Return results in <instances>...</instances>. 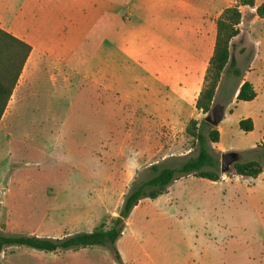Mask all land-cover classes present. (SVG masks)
Wrapping results in <instances>:
<instances>
[{"label": "rangeland", "instance_id": "374dc122", "mask_svg": "<svg viewBox=\"0 0 264 264\" xmlns=\"http://www.w3.org/2000/svg\"><path fill=\"white\" fill-rule=\"evenodd\" d=\"M192 50L151 49L152 65L159 56L169 61L168 75L160 87L152 81L153 97L145 106L141 93L126 92L121 85L95 90L90 80L83 87L78 79L68 88L61 78L55 83L50 79L59 70L40 73L34 80L24 75L0 123L1 233L61 239L107 230L125 196L154 176L153 165L179 168L196 157L192 135L207 114L179 95L189 85L186 79L176 80L174 70L182 71L185 63H171L174 58L189 62ZM197 51L199 74L190 83L196 95L204 87L213 46ZM124 52L120 45L118 55ZM128 53L142 56V49L129 48ZM234 54L240 56L238 48ZM95 55L91 53V61ZM89 63L86 67L94 66ZM239 80L225 70L214 100L226 110L219 125L225 132L222 143L209 144L217 169L205 170H216L220 181L189 175L156 199H143L114 247L56 253L6 247L0 264H118L116 254L122 264H258L264 250V152L257 147L264 137V108L239 104L234 109ZM170 94L182 101L173 109L159 106ZM246 114L256 122L250 133L237 122ZM212 128L218 130L210 125L204 133ZM226 153H235L236 163L260 162L263 172L245 178L232 165L222 173Z\"/></svg>", "mask_w": 264, "mask_h": 264}, {"label": "crops", "instance_id": "0c3cea01", "mask_svg": "<svg viewBox=\"0 0 264 264\" xmlns=\"http://www.w3.org/2000/svg\"><path fill=\"white\" fill-rule=\"evenodd\" d=\"M238 1L0 0V29L32 48L18 83L24 75L34 80L35 77L39 78L40 73L59 70L57 75L50 76L54 83L61 78L71 88V81L79 79V84L86 87L84 85L90 80V86L95 90H102L104 85L113 90L121 85L126 92L132 89L139 96L141 93L144 106L152 100V83L155 82L154 86H157L158 82L160 87L159 84L168 75L166 62L169 61L159 56L152 65L155 58L151 55V49H195L194 52L192 50L193 59L189 62L174 58L171 63H185L182 71H178V68L174 70L176 80H188L189 88L185 95L183 92L179 95L185 101L192 99L196 103L200 91L196 95L190 83L197 81L199 74L200 58L197 50L213 46L214 51L216 21L224 10ZM263 4L264 0H255L254 7L241 6L239 9L242 15L238 25L239 35L232 40V44L234 50L238 48L240 55L238 58L234 54V57L241 76L235 77L230 71L233 78L240 79L231 102L234 109L239 104L245 107L254 104L255 108H264V17L257 13L258 7ZM120 45L127 52L124 56L118 55ZM129 48L142 49V56L129 54ZM249 49H253L252 52ZM93 52L96 55L91 61ZM88 63L94 66L86 67ZM105 64L110 67L107 71L104 70ZM64 69L68 71L61 73ZM226 70L229 71L228 68ZM245 82L252 84L256 97L250 102H239L236 98ZM180 96L170 94L169 98L163 97L158 105L173 109L174 105L182 101ZM225 112L224 108L222 122ZM229 112L232 113V110ZM249 117L246 114L237 121L238 125ZM253 122L255 129L256 122ZM219 125L222 143L225 129ZM263 140L264 137L259 145ZM258 262L264 264L262 248Z\"/></svg>", "mask_w": 264, "mask_h": 264}, {"label": "trees", "instance_id": "16d2710c", "mask_svg": "<svg viewBox=\"0 0 264 264\" xmlns=\"http://www.w3.org/2000/svg\"><path fill=\"white\" fill-rule=\"evenodd\" d=\"M254 5L255 0H239L236 5L224 10L216 21V43L204 78V87L196 101V109L203 114H208L214 107L216 91L226 68L235 77L241 76L236 65L232 40L239 35L238 25L242 19L240 7H254ZM257 13L260 17H264V4L258 7ZM31 51L32 48L28 44L0 29V123ZM255 97L256 92L252 84L245 82L240 87L236 99L239 102H250ZM191 124H195L194 121ZM206 127H210V125L205 120L201 121V126L192 135L197 142V156L190 158L179 168L153 165L151 170L154 176L132 188L125 196L118 217L113 219L109 229H97L90 233H77L61 239L42 238L35 235L4 236L0 231V253L6 247H27L47 253L77 251L90 247H114L124 233L131 211L143 199H156L165 193L174 181L189 175L211 182L220 181L221 176L216 170H205L207 167L217 169V161L210 153L209 144L220 142V132L212 128L205 134L204 129ZM239 128L245 133L252 132L254 122L251 118L243 119L239 122ZM257 148L264 152V140ZM234 170L238 176L255 179L263 172V167L260 162L252 160L235 163ZM116 259L118 264H122L119 254H116Z\"/></svg>", "mask_w": 264, "mask_h": 264}, {"label": "water", "instance_id": "95a60500", "mask_svg": "<svg viewBox=\"0 0 264 264\" xmlns=\"http://www.w3.org/2000/svg\"><path fill=\"white\" fill-rule=\"evenodd\" d=\"M224 119V107L221 105H214L212 110L206 115L205 121L213 126L217 127ZM235 153H226L222 155L221 158V171L226 173L229 171L230 167L236 163Z\"/></svg>", "mask_w": 264, "mask_h": 264}]
</instances>
